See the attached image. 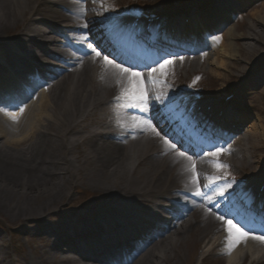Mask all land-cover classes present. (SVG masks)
Masks as SVG:
<instances>
[{
    "label": "bare ground",
    "instance_id": "6f19581e",
    "mask_svg": "<svg viewBox=\"0 0 264 264\" xmlns=\"http://www.w3.org/2000/svg\"><path fill=\"white\" fill-rule=\"evenodd\" d=\"M95 2L104 0H0V212L38 242L12 257L0 234V264H180L195 237L202 258L217 251L225 264H264V239L214 209L226 201L219 187L204 188L209 166L192 160L197 175L169 144L185 119L155 93L164 72L143 54L139 73L120 63L126 46H109L118 30L99 21ZM188 23V45L202 35L222 42L218 59L235 57L225 18ZM249 36L260 38L254 27ZM203 46L180 55L214 65Z\"/></svg>",
    "mask_w": 264,
    "mask_h": 264
},
{
    "label": "rangeland",
    "instance_id": "374dc122",
    "mask_svg": "<svg viewBox=\"0 0 264 264\" xmlns=\"http://www.w3.org/2000/svg\"><path fill=\"white\" fill-rule=\"evenodd\" d=\"M161 1L138 0L139 9L137 11L143 15L166 17L169 14L168 9H178L181 12H186L187 17L198 14L202 18L207 17L209 20H217L216 15L213 13L215 11L214 3L217 1L218 5L221 0H191L189 3H193L182 10L178 7H180L179 4L183 0H168L171 3L166 8L159 4ZM223 1L227 2L229 7L232 6V9L237 8L239 11L230 16L231 22H229L227 27L228 29L232 28L234 33L232 40H229L236 49V53H232L235 56L234 58L229 59L230 57H224L218 59L213 50L216 48L220 49L222 42L219 41L214 45L213 39L205 38L208 49L204 50V54L208 55L210 62L214 63V65H209L206 60L200 59L199 56L197 58L200 60L196 62V67L193 66L192 62L187 64L185 58L181 60L178 58H167L157 64L164 72V75L167 76V79L178 85V87L183 83L194 81L192 86L200 89L204 93L202 94L204 95L203 97H215L217 100V98L224 99L232 94L236 96L233 102L230 103L232 104L231 109L237 110V114L247 117L248 120L236 126L238 134L230 135L226 130H222L219 137L223 140L224 145L219 158L231 163L232 167L224 169L219 165H210L211 172L225 174L224 176L227 175V179L218 182V185L225 187V193H233V189L238 185L235 181H229L231 178H242V174L245 173L253 181L259 182L264 177V86L259 87L257 83L264 81V24H258L256 17H254L258 12L261 16L264 15V0H248L246 6L249 7H244L241 4L238 5L242 0ZM113 2L116 5L119 4L122 9V3H126V0H113ZM95 5L101 6V12L98 14V17L102 24L109 22V20L116 21L118 11H115L113 15L108 11V5L105 6L98 3ZM182 18L183 16H179V21L183 20ZM252 25L256 33L260 35L259 39H249L253 38L249 36L250 28H253ZM200 41L203 44V38H200ZM190 46L193 47V44ZM148 54L150 57L153 56L151 50ZM166 55L171 57L168 54ZM153 59L156 58L154 57ZM223 64H226V66L224 67ZM254 83L257 86L251 85ZM155 91L156 94L161 92L162 95H165V101L169 98L166 105L175 103L176 89L156 85ZM218 107L224 111L230 110L228 104L224 102L220 103ZM0 114H2L1 111ZM236 117L239 118L240 116ZM219 123L211 126L213 130L211 137L215 138ZM253 132L254 134H251ZM256 136L257 138L262 136V141L254 140ZM247 148L250 150H247ZM262 181H264V178ZM87 199L88 197L81 198L82 201H86ZM0 224V234L3 235L5 246L10 251L12 257L30 254L32 248L38 246V242L25 238L22 233L17 234L18 226L14 225L13 221L1 212ZM190 240L191 243L187 244L182 251V261L180 264H196L201 256L203 244L196 237ZM225 259V254L212 251L205 257L202 264H225ZM241 264L253 263L249 257H246Z\"/></svg>",
    "mask_w": 264,
    "mask_h": 264
}]
</instances>
